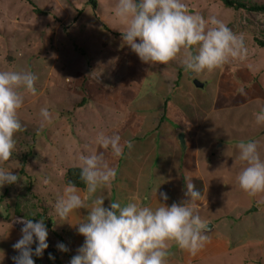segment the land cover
I'll list each match as a JSON object with an SVG mask.
<instances>
[{
  "label": "rangeland",
  "instance_id": "obj_1",
  "mask_svg": "<svg viewBox=\"0 0 264 264\" xmlns=\"http://www.w3.org/2000/svg\"><path fill=\"white\" fill-rule=\"evenodd\" d=\"M233 1L247 7L264 4V0ZM182 2L189 12L205 18L214 15L234 33L243 34L246 55L200 74L185 72L179 57L150 66L122 40L124 26L114 18L116 0H0V71H31L38 77L36 95L23 93L18 115L24 130L15 135L16 151L9 161L0 162L21 177L0 187V252L4 254L0 264H13L12 257L18 255L12 246L21 238L22 225L16 221L36 213L48 229L45 251L64 240L68 252L59 251L58 257L60 264H69L77 254L73 243L80 245L84 239L78 233L73 237L68 229L76 231V211L65 220L55 214L67 169L78 166L81 152L93 154L94 147L96 154L104 152L96 143L98 134L112 135L124 127L140 136L142 127L163 116L165 124H173L169 143L180 145L177 136L183 134L184 157L193 165L195 177L201 176L208 185L204 197L208 201L199 209L206 213L204 222L215 221L219 227L217 234L210 231V237L225 236L227 248L239 258L230 261L227 255L220 258L222 263L264 264V193L250 196L236 182L244 167L238 160V142L256 141L264 159V125L254 121V113L264 107V50L256 44L264 42V14L236 10L222 0ZM194 81L202 86L196 87ZM45 106L52 120L42 125L39 111ZM145 108L155 113L152 124ZM167 136L161 141L164 146ZM145 140L158 144L155 133L136 141ZM127 152L117 174L125 168L131 175L140 170ZM44 176L50 184L42 183ZM204 252H197L196 264L208 262L202 261Z\"/></svg>",
  "mask_w": 264,
  "mask_h": 264
},
{
  "label": "clouds",
  "instance_id": "obj_2",
  "mask_svg": "<svg viewBox=\"0 0 264 264\" xmlns=\"http://www.w3.org/2000/svg\"><path fill=\"white\" fill-rule=\"evenodd\" d=\"M114 18L124 26L122 40L150 66L166 65L179 57L185 72L200 74L230 59L243 58L247 52L243 34L234 33L214 15L205 18L189 12L182 0H116ZM37 79L31 71H0V162L9 161L16 151L15 135L24 130L18 115L23 93L36 95ZM39 116L42 125L52 120L47 106L40 109ZM254 121L264 125V107L254 113ZM96 143L114 158L124 154V147L132 148L131 141L122 145L119 135L100 133ZM236 148L238 160L244 164L236 176L238 187L250 196L264 193V159L257 142L240 141ZM78 167L84 189L67 183L54 205L60 220L87 209V215L76 225L84 241L69 264H168L172 245L196 254L209 241V230L197 204L202 193L191 180L185 183L187 199L180 203L169 206L157 201L158 206L152 207L132 200L123 206L117 201L104 207L103 190L115 179L116 169L104 161L103 154L85 152L78 156ZM18 180L20 176L0 166V187ZM42 183L48 185L51 180L44 176ZM159 199L167 201L168 196L160 192ZM16 222L22 227L21 238L12 246L18 253L12 257L13 264H34L32 257H40L48 248V229L42 219L34 222L20 218ZM56 248L62 253L68 251L63 243H57ZM0 254L4 257L3 252ZM49 259H54L51 253Z\"/></svg>",
  "mask_w": 264,
  "mask_h": 264
},
{
  "label": "crops",
  "instance_id": "obj_3",
  "mask_svg": "<svg viewBox=\"0 0 264 264\" xmlns=\"http://www.w3.org/2000/svg\"><path fill=\"white\" fill-rule=\"evenodd\" d=\"M161 101V100H160ZM144 105V104H143ZM164 106V105H163ZM170 106V103L167 102L165 110L168 109ZM160 104L154 108L156 111L159 109ZM148 108V107H147ZM145 108V109H147ZM149 109V108H148ZM147 109V110H148ZM150 110V109H149ZM147 111L150 114H148L149 117V123L152 124L151 120H154L152 116H155V113H152V111ZM157 113V112H156ZM158 114V113H157ZM157 117H160L156 115ZM148 118L145 117L144 121L146 122ZM159 118L157 123H154L147 127H142L141 135L137 136L136 134L132 135L130 130H126L124 127H122L121 130H114L110 133L112 135H119L121 138V144L123 145L126 141H131L132 148L128 149L127 147H124L123 152L128 149L127 154L128 158H132V155L134 156L136 162V165H139L140 170L138 171L136 168V171L134 175H131L128 171V168L122 169L118 174V168L120 166V158H114L110 151L105 150L102 153L104 156V160L108 165L114 169H116V177L111 182V185L103 190L104 195L106 196V199L104 200V207H108L110 204L108 202L111 198V202H117L119 201L121 205L128 203L132 200H139V202L149 205L152 207L158 206L157 201L161 203H166L167 205H171L172 203H180L187 199V197L184 195L186 188L185 183L188 180H191V182L194 184L195 188L199 186L198 191L202 193L201 199L197 202L198 206L201 204H205L208 200H205L208 193V185L203 182V179L201 176L195 177L194 174V167L191 166L189 163L190 161L188 158L184 157L187 152V149L183 150L181 149L180 145L176 143L174 146L172 143H169V133H172L171 127L169 124H165V122L160 120ZM163 123V124H162ZM175 131H179V128L177 127ZM152 133H155L156 140H158V144H151L150 142H147L145 140L144 144H140L136 140L138 137H146L148 135H152ZM160 136V138L158 137ZM168 135V136H167ZM110 136V135H109ZM168 137V142L164 145H162L163 137ZM162 141V142H161ZM178 142V141H177ZM98 145V144H97ZM93 154H96V147L93 148ZM193 173V174H192ZM203 178L206 180V177L203 173ZM157 189V200L155 197L154 190ZM83 190V189H81ZM62 191V190H61ZM164 192L168 196L167 201H160L159 199V193ZM87 215V209H79L76 210V216L77 219L76 225L82 221L84 218V215ZM199 214L202 218V215H206V213H203L199 209ZM71 222V220H70ZM206 223V222H205ZM208 223V221H207ZM209 223L211 224V228L208 231L207 235L209 236V241L205 244L203 248L200 250L204 252L207 248L209 251L204 252V257L202 258V261L208 260L205 264H226V260L222 263L220 258L226 257L227 255L230 256V261H237L239 260L238 257L234 256L232 251L227 248V245L225 243V236H220L216 238L210 237V231H212L214 234H217V223L215 221H212ZM77 227V226H76ZM217 227V228H216ZM68 229L71 230V234L73 237H75L77 231H75L72 227L68 226ZM222 238V240H221ZM84 239V238H83ZM59 243H63L66 245L64 240H59ZM73 243V247L75 250H78V248L83 244L80 243V245H75ZM57 252L58 256H60V252L54 248ZM45 252V251H44ZM44 252L40 257H43L44 259ZM68 252V251H67ZM196 254H191L187 250L180 249L176 247L175 245H172L170 248V256L168 258V264H196L199 256L197 257ZM36 259V258H35ZM212 259L215 262H211ZM229 261V262H230ZM62 263V262H61ZM34 264H46V262H42L40 258H37L34 261ZM200 264H203L201 262Z\"/></svg>",
  "mask_w": 264,
  "mask_h": 264
},
{
  "label": "trees",
  "instance_id": "obj_4",
  "mask_svg": "<svg viewBox=\"0 0 264 264\" xmlns=\"http://www.w3.org/2000/svg\"><path fill=\"white\" fill-rule=\"evenodd\" d=\"M222 3L225 5V6H228V7H232L236 10H246L248 12H252V13H259V14H264V4H261V5H251V6H246L244 5L243 3H240V2H235L233 0H222ZM37 12H39L37 9H36ZM256 44L258 47L262 48L264 50V42L263 41H256ZM85 98H87L86 96L84 97V99L82 98L78 104V106H81L83 105L84 101H85ZM168 101L165 102L164 106L166 107V104H167ZM161 121L164 122V116L161 117L160 119ZM73 183L75 184L79 189H84V184L83 182L80 180V177H79V167H73V168H69L67 169L66 171V179H65V185L67 183ZM39 210H43L42 209V206ZM31 219H33V221H36V220H40L41 219V215L39 213H36V215L34 217H32ZM35 248V246L33 247ZM51 253L52 257H54V259H49V254ZM44 260L46 261V264H60V260H59V257H58V254L57 252L55 251V249L53 248H49L47 251L44 252ZM36 257L34 256L33 257V260L35 261Z\"/></svg>",
  "mask_w": 264,
  "mask_h": 264
},
{
  "label": "water",
  "instance_id": "obj_5",
  "mask_svg": "<svg viewBox=\"0 0 264 264\" xmlns=\"http://www.w3.org/2000/svg\"><path fill=\"white\" fill-rule=\"evenodd\" d=\"M194 84L196 87H201L202 85L196 81H194ZM178 142L180 144V147L184 150L185 149V142H184V136L183 134H178L177 136ZM207 224V228L208 230L211 228V224L210 223H206Z\"/></svg>",
  "mask_w": 264,
  "mask_h": 264
}]
</instances>
